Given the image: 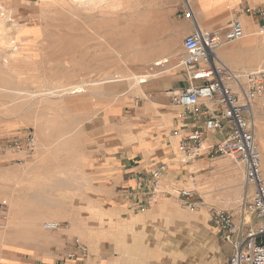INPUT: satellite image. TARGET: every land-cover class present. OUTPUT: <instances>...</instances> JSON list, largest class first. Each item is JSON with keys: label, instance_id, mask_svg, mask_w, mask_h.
I'll list each match as a JSON object with an SVG mask.
<instances>
[{"label": "rangeland", "instance_id": "rangeland-1", "mask_svg": "<svg viewBox=\"0 0 264 264\" xmlns=\"http://www.w3.org/2000/svg\"><path fill=\"white\" fill-rule=\"evenodd\" d=\"M185 6L184 0H0V145L5 139L30 132L37 140L32 153L16 155L0 149V259L5 250H37L38 243L46 254L67 255L75 238L89 247L90 262L100 256L113 258L119 254V243L131 256L135 252L150 256L152 251L155 255L157 240L151 246V236L139 232L159 219L158 214L150 215L157 209L165 212L166 203L175 201L183 212L194 214L175 194L161 196L151 206H140L136 214L118 212L115 203L102 199L101 183L85 168L82 154L92 143L89 127L69 113L65 101L69 103L72 95L67 97L62 91L82 85L87 93L141 95L137 76L157 74L156 79L170 69L180 70L184 39L194 30L188 21L194 17ZM236 11L241 8L236 7L234 15ZM188 23L192 29L184 34ZM179 34L181 42L173 43L172 38ZM259 37L264 40V35ZM163 58L170 62L154 65ZM222 59L240 72L264 69L261 64L235 68ZM109 77L115 82L105 80ZM149 85L143 88L149 89ZM258 111L264 115L263 105ZM209 158L193 170H198L195 180L184 175L187 182L178 188L195 190L196 199H203L205 205L199 212L204 213L209 226L197 240L192 229L187 234L177 233L179 251L194 248L188 264H229L228 246L211 221V210L237 213L250 192L241 165L231 158ZM173 188L169 181L163 182V191L174 193ZM232 189L239 191L237 196ZM37 213L43 215L42 227L47 221H61L63 231L45 230L62 233L58 240L41 243L23 239L28 221ZM178 216L169 213L164 220L174 222ZM163 243L167 245L169 240ZM91 244L98 245L96 253ZM149 262L157 264L153 259ZM171 264L184 263L176 260Z\"/></svg>", "mask_w": 264, "mask_h": 264}, {"label": "crops", "instance_id": "crops-1", "mask_svg": "<svg viewBox=\"0 0 264 264\" xmlns=\"http://www.w3.org/2000/svg\"><path fill=\"white\" fill-rule=\"evenodd\" d=\"M245 2L254 7L262 4L260 0H195V5L200 11L199 21L205 26L204 29L222 30L236 16L232 11L236 7L242 9ZM241 19L249 35L241 40L237 47L221 51L224 46L218 54L229 56L226 59L235 68H254L260 64L264 65L263 40L252 34L258 31V21L247 15H242ZM188 21L193 24L191 20ZM191 23H188L184 34L192 29ZM193 28H195L194 24ZM179 36L182 39L180 34ZM166 48L168 50L169 47ZM232 57H236L237 60H230ZM164 64L166 63L158 66H165ZM156 76L157 74L150 75L148 82L141 84V95L139 93L131 95L125 91L121 94L111 92L109 96H106L102 91H90L83 96L78 95L82 93L72 94L69 103L65 101L69 113L84 121V125L89 127L88 136L92 143L86 153H82L85 157V168H88L101 183L99 185L101 188L98 189L102 194L100 197L115 203L118 212L136 214L140 206L147 205L145 192L154 169L160 166L165 167L163 180L169 181L174 186H183L187 182L184 175H191V178L195 180L193 175L198 170L196 172L193 170L203 165L205 159L214 158L212 151L208 150L202 157L195 160L187 161V163L182 160L178 152L179 144L195 129L196 124L192 116L173 105L172 94L186 88L188 80L181 68L180 70L170 69L167 74L155 79ZM148 83H150L149 89H144L143 87L147 88L144 85ZM259 105L262 104L258 103L255 107L256 135L259 147L264 153V115L258 111ZM175 132L178 134L176 135ZM215 137H217L215 134L206 135L207 144L212 143ZM262 167L264 172V158ZM235 190L231 191L237 196L239 191ZM166 205L165 212L157 209L153 215H150L151 217L159 215V219L154 224L139 229V232L146 233L147 237L151 236V246L157 240L158 252L155 255L151 254L152 251L150 256L136 255V252L131 256L122 249L124 245L119 243L117 245L119 254L113 255V258L105 259L100 256L92 262L71 261L66 259V254L63 255L62 252L57 254L42 252V245L38 243L37 250L26 248L5 250L0 264H152L149 262L152 259L157 264H171L176 260L188 264L194 248L189 250L190 252L179 251L175 245V237L177 233L187 234L192 229L195 240L199 239L203 235L202 230L209 227L207 220L203 216L204 213H200L199 210V213L195 211L194 214L183 212L177 201L166 203ZM169 213L178 214V219L174 222L164 220ZM41 220L42 218L38 215V219L28 221L27 229L22 234L23 239L41 243L42 240H58L62 233L50 234L52 232L41 226ZM8 227V225L5 226L6 229ZM70 233L73 232L70 231ZM165 239L169 240L167 245L163 243ZM225 246L228 245L225 244ZM71 247L69 246L68 251H71ZM91 248L93 253H96L98 245L91 244ZM137 248L135 246V249ZM227 250L230 261L229 246Z\"/></svg>", "mask_w": 264, "mask_h": 264}, {"label": "built area", "instance_id": "built-area-1", "mask_svg": "<svg viewBox=\"0 0 264 264\" xmlns=\"http://www.w3.org/2000/svg\"><path fill=\"white\" fill-rule=\"evenodd\" d=\"M242 15L255 18L259 33L264 35V2L256 7L245 2L224 29L208 31L196 25L184 39L185 56L179 68L184 71L188 86L172 94V103L195 120V129L179 144V152L187 161L200 158L209 150L216 157L231 158L244 169L245 186L250 192L238 212L211 210V221L220 240L231 249L229 264H264V172L255 119V106L260 103L264 107V69L239 72L218 56L222 47L245 37ZM208 134L220 139L206 146ZM0 149L16 155L32 153L37 149V140L32 132L16 135L3 140ZM164 170L165 167L160 166L152 171L145 192L147 205L161 196L174 194L191 212L205 205L201 197L196 199L197 193L191 189L181 188L176 193L163 191ZM44 227L55 232L63 225L46 222ZM89 258V247L75 238L66 259L86 261Z\"/></svg>", "mask_w": 264, "mask_h": 264}, {"label": "bare ground", "instance_id": "bare-ground-1", "mask_svg": "<svg viewBox=\"0 0 264 264\" xmlns=\"http://www.w3.org/2000/svg\"><path fill=\"white\" fill-rule=\"evenodd\" d=\"M16 1H18V0H16ZM260 1H262V0H260ZM184 2H185V5H186V7L188 8V12H189V14H190V17L192 18V17H194V22H193V24H194V27H196V25H200L201 26V28L202 29H204L205 28V26L203 25V24H201L200 23V21H199V13H200V11L197 9V7H196V5H195V0H184ZM248 4H250V3H248ZM251 5V4H250ZM252 6V5H251ZM254 7V6H253ZM192 20V21H193ZM243 23H244V21H243ZM244 27H245V37L243 38V39H245L248 35H249V33H248V31H247V28H246V26H245V24H244ZM204 30H208V29H204ZM258 30H259V28H258ZM208 31H217V30H208ZM252 34H254L255 36H259V35H261L258 31H256V32H254V33H252ZM261 36H263V35H261ZM242 39V40H243ZM252 39H254L253 37H252ZM262 40H263V38H262ZM172 42L174 43H180L181 42V37L179 36V35H177L175 38H172ZM263 45H264V40H263V43H262ZM264 49V48H263ZM264 53V52H263ZM185 56V55H184ZM183 56V57H184ZM218 56H219V58L221 59V60H223L222 59V57L228 62V59H226V57H229V56H225V55H220V54H218ZM183 57H181V59L183 58ZM181 59H180V61H181ZM168 62H170V59L169 58H163V59H161V60H158V61H156L155 63H154V65L155 66H158V65H162L163 63H168ZM224 62V61H223ZM225 63V62H224ZM226 64V63H225ZM227 65V64H226ZM228 66V65H227ZM235 70V69H234ZM257 70H263V69H257ZM254 71V70H253ZM240 72V71H239ZM135 76H136V74H135ZM116 78H118V77H116ZM136 85L137 86H141V84H143V83H147L148 82V80H149V75H142V76H137L136 77ZM106 81H111V82H115V81H113V80H115L114 78H107V79H105ZM134 81H135V79H134ZM119 82V81H118ZM135 85V84H134ZM62 91H64V92H66L65 94H67V97H68V95H72V94H76V93H82V92H86L85 90H84V87L82 86V85H75V86H73V87H71V88H69V89H63ZM23 92H25V91H23ZM50 93H53V92H50ZM87 93V92H86ZM119 94V93H118ZM256 107V106H255ZM180 108V107H179ZM180 109H182V108H180ZM183 110V109H182ZM256 118V117H255ZM220 138H219V136H217L215 139H214V141L212 142V143H216V141H218ZM256 139H257V135H256ZM207 140H205V145L206 146H209V145H211L212 143H210V144H207V142H206ZM257 142H258V140H257ZM259 142H260V135H259ZM259 144V143H258ZM260 148V147H259ZM179 152V151H178ZM179 155H180V157L182 158V160L184 161V162H186L187 163V159L184 157V155H182L180 152H179ZM212 157H216V156H214V155H212ZM222 158V157H221ZM177 164V163H176ZM244 175H245V172H244ZM176 183V182H175ZM180 186H178V185H175V188H173V191L174 192H176L177 190H178V188H179ZM3 204H7V202H4ZM200 210V209H199ZM198 211V210H197ZM38 215L40 216V218L43 216V215H41L40 213H37L36 215H35V218L34 219H38ZM48 222H60V221H48ZM61 223V222H60ZM45 228V227H44ZM46 229V228H45Z\"/></svg>", "mask_w": 264, "mask_h": 264}]
</instances>
